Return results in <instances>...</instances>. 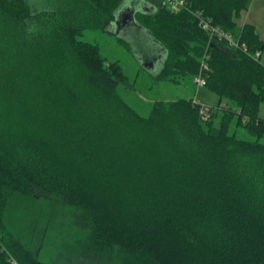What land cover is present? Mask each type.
I'll use <instances>...</instances> for the list:
<instances>
[{
    "label": "trees",
    "instance_id": "obj_1",
    "mask_svg": "<svg viewBox=\"0 0 264 264\" xmlns=\"http://www.w3.org/2000/svg\"><path fill=\"white\" fill-rule=\"evenodd\" d=\"M124 1L0 0V264H47L23 236L55 245L62 207L81 232L65 250L90 263L264 264V63L200 26L263 54L241 25L253 0H145L137 21L166 51L156 78L194 79L207 55L219 99L155 101L147 117L120 96V63L81 40Z\"/></svg>",
    "mask_w": 264,
    "mask_h": 264
},
{
    "label": "rangeland",
    "instance_id": "obj_2",
    "mask_svg": "<svg viewBox=\"0 0 264 264\" xmlns=\"http://www.w3.org/2000/svg\"><path fill=\"white\" fill-rule=\"evenodd\" d=\"M124 3L125 7L127 6L126 9L135 15L133 23L130 22L131 26L122 25L116 32L110 27L105 32L86 31L81 37L83 41L98 44L102 56L107 58L108 62L118 61L123 67L129 77L130 86L120 87V96L144 117L149 116L155 101L194 98L202 105H217L219 101L217 96L205 88L198 89L193 78L181 80L180 84L156 78L155 75L160 72L165 61L166 51L153 39L149 31L141 28L136 20L143 11V0H125ZM174 9L179 10V8ZM260 22L258 29L263 35L264 18ZM261 61L264 63V52ZM260 115L264 117V105L261 106ZM238 136L246 140L254 139L243 129L238 131ZM74 218L71 208H60L56 230L60 232L61 237H57L55 245L54 242L39 245L37 240L25 234L23 239L31 244L33 250H39L40 259L47 264H95L83 258L70 256L65 250V240L72 237L78 238L81 233L78 232ZM19 229L21 230V225ZM38 246L41 247L38 248Z\"/></svg>",
    "mask_w": 264,
    "mask_h": 264
},
{
    "label": "built area",
    "instance_id": "obj_3",
    "mask_svg": "<svg viewBox=\"0 0 264 264\" xmlns=\"http://www.w3.org/2000/svg\"><path fill=\"white\" fill-rule=\"evenodd\" d=\"M164 2L167 6L173 9L174 8L182 9L186 7V3L184 0H164ZM200 26L204 31L208 32L210 42L215 40L219 42H224L225 44H227L229 48L240 50L241 52L245 53L247 56L251 57L255 61L257 60L260 61V59L262 58L261 51H256L255 53L250 52L247 44L241 41L240 36L238 37L232 36L231 34L222 30L219 26L212 24L210 20L201 18ZM207 59H209V56L205 55L201 64V71L194 78V83L198 89L204 88L206 86V78L204 74L209 69L206 62ZM195 102L198 103L197 100H195ZM200 113L208 118L207 109L202 108ZM11 264H18V263L12 261Z\"/></svg>",
    "mask_w": 264,
    "mask_h": 264
},
{
    "label": "crops",
    "instance_id": "obj_4",
    "mask_svg": "<svg viewBox=\"0 0 264 264\" xmlns=\"http://www.w3.org/2000/svg\"><path fill=\"white\" fill-rule=\"evenodd\" d=\"M143 2H144V8L142 9L143 11L152 10L151 4H149L145 0H143ZM126 7L118 13V16L115 20L116 23L114 22L110 26H108V27L114 29L115 32L122 25L131 26L130 22L133 23V21H134L130 17L131 16L135 17V15L133 14L132 11H129L128 9H126ZM263 18H264V0H253L251 5H250L249 10L242 17L241 25H245V24L254 25L258 34L260 35L261 39L264 40V34L263 35L260 34V30L258 29V27L261 23L260 21H262ZM136 20H137V18H136ZM141 28H143V27L141 26ZM262 56H263V54H262ZM149 68H151V67H149Z\"/></svg>",
    "mask_w": 264,
    "mask_h": 264
},
{
    "label": "water",
    "instance_id": "obj_5",
    "mask_svg": "<svg viewBox=\"0 0 264 264\" xmlns=\"http://www.w3.org/2000/svg\"><path fill=\"white\" fill-rule=\"evenodd\" d=\"M130 18H131L132 20H134V17H133V16H131Z\"/></svg>",
    "mask_w": 264,
    "mask_h": 264
},
{
    "label": "flooded vegetation",
    "instance_id": "obj_6",
    "mask_svg": "<svg viewBox=\"0 0 264 264\" xmlns=\"http://www.w3.org/2000/svg\"><path fill=\"white\" fill-rule=\"evenodd\" d=\"M120 12V11H119ZM116 23V22H115Z\"/></svg>",
    "mask_w": 264,
    "mask_h": 264
}]
</instances>
